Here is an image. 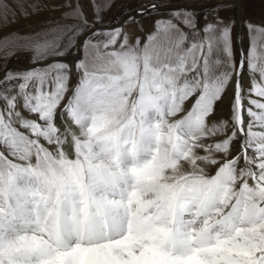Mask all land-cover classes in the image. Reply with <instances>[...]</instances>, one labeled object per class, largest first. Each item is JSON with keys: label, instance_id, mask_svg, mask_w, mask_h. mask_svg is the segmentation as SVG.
I'll use <instances>...</instances> for the list:
<instances>
[{"label": "snow or ice", "instance_id": "1", "mask_svg": "<svg viewBox=\"0 0 264 264\" xmlns=\"http://www.w3.org/2000/svg\"><path fill=\"white\" fill-rule=\"evenodd\" d=\"M193 13L131 37L77 7L36 58L80 57L0 76V264H264V28L237 60Z\"/></svg>", "mask_w": 264, "mask_h": 264}, {"label": "rangeland", "instance_id": "2", "mask_svg": "<svg viewBox=\"0 0 264 264\" xmlns=\"http://www.w3.org/2000/svg\"><path fill=\"white\" fill-rule=\"evenodd\" d=\"M214 1L221 0H0V76L5 72L20 73L33 67L44 66L53 60H64L71 57H80L79 48L84 40L86 32L79 33L75 37V46L68 50L64 57H47L37 59L47 43L58 41L63 50L68 43L72 29L80 23V17L73 15L79 7L82 17L89 25V31L95 27L111 29L122 26L131 37L143 36L153 27L158 19H168L174 16L176 11L183 9H168L176 6L200 7ZM156 5V10H148L146 15H135V12L145 10ZM221 3L203 9L194 10V16L199 25L205 21L213 22L214 18L223 19L226 23H232L233 46L235 58L239 60L240 52H247L250 46L247 24L251 23L257 29L264 28V0H243L238 7L221 8ZM219 12L220 16L216 17ZM134 20H129V15ZM259 46L264 43V34L253 33ZM68 62V61H67ZM17 63L22 67L10 65ZM70 64L72 62H69ZM257 79L259 76L257 74ZM73 82H75V70L73 69ZM234 83V81H233ZM245 88L251 87L250 75L245 68L243 74ZM232 87L228 88L223 104L216 110L214 119L229 118V97ZM223 135V133H221ZM236 147L233 148L235 154ZM71 155V150L66 148Z\"/></svg>", "mask_w": 264, "mask_h": 264}, {"label": "water", "instance_id": "3", "mask_svg": "<svg viewBox=\"0 0 264 264\" xmlns=\"http://www.w3.org/2000/svg\"><path fill=\"white\" fill-rule=\"evenodd\" d=\"M219 3H221V2L214 1V2H212V3L205 4L204 6H200V7H185V6H181V5H180V6H176V7H172V8H168V9L198 10V9H203L204 7L213 6V5H215V4H219ZM150 9H151V7H149V8H147V9L143 10L142 12L145 13L147 10H150ZM136 13H137V12H136ZM137 14L140 15V12L137 13ZM103 27H104V26H103ZM103 27H95V28H93V29H100V28H103ZM78 57H79V56H78ZM76 58H77V57H71V58H67V59H64V60H69V61L73 62ZM12 66H17V64H16V63H13V65H11V67H12Z\"/></svg>", "mask_w": 264, "mask_h": 264}, {"label": "bare ground", "instance_id": "4", "mask_svg": "<svg viewBox=\"0 0 264 264\" xmlns=\"http://www.w3.org/2000/svg\"><path fill=\"white\" fill-rule=\"evenodd\" d=\"M181 6H183V5H181ZM185 7H188V6H185ZM148 11V10H147ZM147 11H146V13H147ZM135 15H139V14H137L136 12H135ZM66 61H68V62H71V61H69V60H66ZM17 64V63H16ZM13 65V64H12ZM20 65H18L17 64V67H19ZM13 67H16V66H12L11 67V65L8 67V69H11V68H13ZM21 67V66H20ZM21 68H26V66H24V65H22V67Z\"/></svg>", "mask_w": 264, "mask_h": 264}]
</instances>
